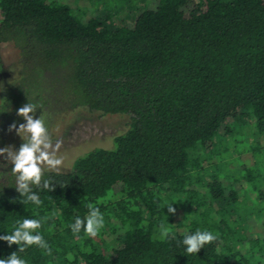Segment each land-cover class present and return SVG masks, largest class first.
<instances>
[{
    "label": "trees",
    "instance_id": "obj_1",
    "mask_svg": "<svg viewBox=\"0 0 264 264\" xmlns=\"http://www.w3.org/2000/svg\"><path fill=\"white\" fill-rule=\"evenodd\" d=\"M124 2L141 7L132 23L129 14L120 23L109 16L84 23L51 0H0V43H14L22 60L20 81L0 110L11 125L26 123L17 110L29 102L35 118L86 107L131 119L112 149L86 153L69 171H44L54 190L34 189L39 205L22 201L11 165L0 158V235L23 218L41 220L50 254L30 246L20 254L27 264H232L234 249L226 246L223 256L219 239L190 256L177 241L215 229L206 227L208 214L238 199L218 182L206 193L198 186L220 135H236L237 126L264 135V0ZM238 171L239 179H256L244 163ZM167 203L174 216L182 207L184 225ZM89 204L104 227L95 237L74 235L69 225ZM161 223L172 230L167 238ZM105 228L121 239L110 257L102 252ZM18 251L0 241V258Z\"/></svg>",
    "mask_w": 264,
    "mask_h": 264
},
{
    "label": "rangeland",
    "instance_id": "obj_2",
    "mask_svg": "<svg viewBox=\"0 0 264 264\" xmlns=\"http://www.w3.org/2000/svg\"><path fill=\"white\" fill-rule=\"evenodd\" d=\"M51 1L70 6L73 13L84 23L92 17L104 20L108 16L120 23L125 20L126 15H134L141 10L140 5L136 4L146 6L151 2V0H130L131 4L136 5H131V10L124 0ZM132 18L130 16L126 21L132 23ZM18 58V51L13 45L0 47V64L10 69L12 62L17 61ZM130 121L128 116H105L86 107H78L61 115L58 114L54 121L50 119V134L54 141L61 142L60 154L65 157V165L60 171L71 170L77 158L94 149H112L115 137L129 129ZM237 127L236 135H220L217 139L214 151L205 157L207 161L209 160L206 177L199 180L197 185L203 187L202 192L206 193L210 184L218 182L224 188L234 190L238 194V199L232 204H228V201L222 202L211 214H208V222L203 221H206L207 228L211 226L215 228L209 231L219 239V243L221 242L220 249L223 256L227 253L226 246L234 249L233 253L237 255V259L232 264H264V135L254 134L249 126ZM240 130L242 133H239ZM19 139L20 136L16 133L6 148L17 150L16 144ZM254 161L258 165L260 162L261 167L254 166ZM243 163L254 173L256 179H239L241 173L238 170ZM258 171L262 173L259 175ZM183 211L181 207L177 212L180 216L173 215L174 219L177 217L176 224L186 223L185 218L181 216ZM189 218L192 216L189 215ZM199 220L193 219L197 222H200ZM116 223L112 221L111 226L113 225L112 227L117 230ZM224 224H226L224 232L216 229L217 226ZM105 234L107 240L102 252L110 257L111 250L120 246L121 239L116 240L114 236H109V228H105Z\"/></svg>",
    "mask_w": 264,
    "mask_h": 264
},
{
    "label": "clouds",
    "instance_id": "obj_3",
    "mask_svg": "<svg viewBox=\"0 0 264 264\" xmlns=\"http://www.w3.org/2000/svg\"><path fill=\"white\" fill-rule=\"evenodd\" d=\"M37 109L35 105L29 102L17 110L18 116L22 117L26 123H21L18 127L13 124L9 130H15L17 135L25 141L19 150L0 149V158L11 165L10 173L14 177V187L22 197V201L33 205H39L41 202L38 192L34 189L54 190L51 179L43 176L45 169L58 173L65 165V157L60 154L61 142L53 140L44 113L40 118H35ZM173 204L167 203L164 209L167 208V212L174 215L177 210ZM40 227V219L23 218L18 220L12 230L7 231L6 235H0V241L6 242L9 247L16 245L19 249L18 253L14 252L7 258H0V264H27L26 259L20 254L33 245L44 250L46 254H50L47 242L38 231ZM103 227L104 217L102 213L99 208L93 207L91 204L88 205L87 215L83 219L77 216L74 222L69 225L74 235L83 230L84 234L89 237L97 236ZM159 235L161 238L169 236L168 227L164 223L159 226ZM216 239L217 237L212 232L196 229L190 233H185L177 241V247L182 249L185 256H190L197 254Z\"/></svg>",
    "mask_w": 264,
    "mask_h": 264
},
{
    "label": "flooded vegetation",
    "instance_id": "obj_4",
    "mask_svg": "<svg viewBox=\"0 0 264 264\" xmlns=\"http://www.w3.org/2000/svg\"><path fill=\"white\" fill-rule=\"evenodd\" d=\"M6 45H13L19 54V58L17 61L12 62V67L9 69L8 66H4L3 64H0V110L4 108L6 105V100L9 95V93L12 91V88L14 85L20 81V76H21V69H22V60H21V51L20 49L12 42H7V43H0L1 46H6ZM54 115L52 116L53 118L51 120L54 121V118L57 117L58 114L53 113ZM13 115V114H12ZM61 115V114H59ZM44 118L46 119L47 126H48V121L50 120L47 115H44ZM12 120L8 118L5 115H0V149H4L8 146L10 140L13 138V136L16 134L15 130L10 131L9 125L12 124ZM9 128V129H8ZM49 130L51 128L48 126ZM51 132V131H50ZM25 141L20 137L18 140L16 147L17 150H19L20 146L24 143ZM10 165V164H9ZM47 171V170H45Z\"/></svg>",
    "mask_w": 264,
    "mask_h": 264
}]
</instances>
